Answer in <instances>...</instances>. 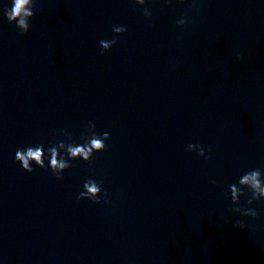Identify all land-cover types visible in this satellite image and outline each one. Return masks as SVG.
<instances>
[{"label":"water","instance_id":"obj_1","mask_svg":"<svg viewBox=\"0 0 264 264\" xmlns=\"http://www.w3.org/2000/svg\"><path fill=\"white\" fill-rule=\"evenodd\" d=\"M34 3L22 35L0 0V264H264V200L225 196L264 173V0ZM89 122L107 148L62 179L15 160ZM89 178L109 204L77 200Z\"/></svg>","mask_w":264,"mask_h":264},{"label":"clouds","instance_id":"obj_2","mask_svg":"<svg viewBox=\"0 0 264 264\" xmlns=\"http://www.w3.org/2000/svg\"><path fill=\"white\" fill-rule=\"evenodd\" d=\"M146 0H135L138 5H145ZM35 7L34 0H12V7L4 8L3 14L9 23L15 22L16 27L20 30L21 34H27L30 28V20L35 15L33 9ZM193 8L199 12L197 6V0H193ZM143 15L150 19L152 16L151 11L148 8L143 9ZM190 21L187 19V14L181 17L177 21V25L183 27L189 24ZM127 31L124 26L113 27V32L118 36ZM117 43L115 38L111 40H101V55L108 52L113 45ZM239 58V57H238ZM95 124L89 122L87 125V132L83 133L81 140L83 143L72 142L71 133L62 131L66 140H59L54 144H50L45 149L44 144H38L35 146H27L26 148L17 149L15 153V160L20 163L22 169L28 173L35 171L33 163L39 168H49L56 179H62V174L69 168L72 167L70 161L82 159L86 163H90L95 153L103 152L107 145L105 141L111 139L110 133L104 132L98 134L95 131ZM186 151H194L205 160L210 159L211 148L205 150L202 145L189 144L187 145ZM48 157V165L45 164V158ZM264 173L261 169H253L243 174L238 184H230L228 192H225L227 196L230 192V198L233 207L229 211L239 213L241 216L253 217L257 216L255 208H244L240 207V197L251 193L247 200V204L251 205L254 201L264 200ZM215 183V181H213ZM245 189L248 191L246 192ZM102 194V181L97 182L95 179L89 178L83 184V190L77 196V200L88 199L93 203L99 204L103 199L105 204H109L107 191H103ZM233 227L245 229L248 225L243 220H236Z\"/></svg>","mask_w":264,"mask_h":264}]
</instances>
